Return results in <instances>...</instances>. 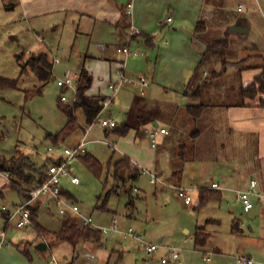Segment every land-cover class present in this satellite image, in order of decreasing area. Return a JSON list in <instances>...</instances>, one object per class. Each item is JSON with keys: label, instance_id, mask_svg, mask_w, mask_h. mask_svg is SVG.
<instances>
[{"label": "rangeland", "instance_id": "rangeland-1", "mask_svg": "<svg viewBox=\"0 0 264 264\" xmlns=\"http://www.w3.org/2000/svg\"><path fill=\"white\" fill-rule=\"evenodd\" d=\"M210 1L216 3V8L210 14H204L206 18L203 20L209 25L202 34L209 42L214 39H228L230 49L223 57H206L200 65L199 79L206 83L204 87L210 93L209 97L202 98L203 101L210 97L215 98L216 95H211L212 92L217 93L216 90L226 88L232 79L227 73L236 71L238 67L243 72L264 63V14L253 9L251 0ZM8 4L9 0H0V77L15 79L20 76L23 62H18V55L27 59L45 52L52 62L56 58L59 63H53V76L39 95L25 97L26 90H32L41 84L32 72L23 76L19 88L0 90V133L1 137L4 135L0 138V156L11 157L22 152L32 160L42 162L47 157L56 158L52 155L60 153L66 147H75L80 142V138L69 133L70 127H66L68 117L58 108L62 96L73 100L75 95L71 88L62 92V88L57 85L58 79L78 73L86 55H108L111 60L125 61L128 77L136 79L145 75L149 81L155 67V54L150 52L148 61L142 54L126 58V55L117 51L119 43L114 39L112 27L92 17L81 20L75 18L73 22V19H67L62 14L46 16L39 24L34 25L39 28L36 31L31 23L22 18L19 9L10 8L11 4ZM234 17H237V23L244 25L247 18L251 31L240 34L231 32V26L227 23ZM101 24L109 29L102 28ZM164 29L165 26L158 28V31L163 34ZM39 35L45 38V42L39 41ZM253 43L258 49L249 48ZM146 47V44L139 47L130 45V50L145 52ZM249 54L253 56L242 59ZM248 66L251 68H247ZM226 67L229 69L225 70ZM217 72H222V78H215ZM212 79L216 82L213 83ZM194 89L192 87L189 91ZM157 98L161 100L153 105L154 114L159 117L160 127L166 126L170 131L168 136H158L157 148L150 146L148 135L135 138L132 131L122 136L116 146L114 139L117 134L112 129L109 133L99 123H94L87 137L91 142L86 149L102 163V175L93 173L82 158L77 157L72 162V173L80 182L74 184L65 177L62 179V187L66 193L65 199L77 204L84 214L92 216L95 224L108 226L112 218L117 217L121 229L132 228L149 243L158 245V251L148 254L137 240H125L118 234H102L101 240H80L76 244L58 241L53 236L61 229L63 217L59 214L55 201L50 200L38 208V222L49 234L45 239L33 226L17 228L13 221L6 224L0 214V232L5 229L6 233V243L0 249V264H162L161 258L168 255V247L180 248L182 264H203V249H196L192 239L198 224L205 225L215 238H225L233 234L236 239L233 250L224 255L214 253L211 264H242L238 257L243 255V251L256 248L253 234H256L254 231L258 226V219L249 218L242 209L240 211L235 192L229 190L223 193L229 195L237 207L239 206L236 214L230 212L227 203H222L220 199H211L200 209H195L198 204L197 188L189 191L193 203L187 206L177 195L175 185L179 186V183L170 175L171 170L182 169L183 164L178 160L182 146H186L187 160L202 162L205 178L210 179L215 175L214 178L219 179L216 174L219 175L224 170L220 160L211 157L226 155L221 145H216V150L214 148L217 153L194 148L196 144L191 133L202 126L203 120L195 122L187 113L186 107L187 104L198 103L200 100L175 92L167 93L166 96L162 94ZM231 98L233 101L237 100L234 95H230L228 102L232 101ZM164 99L175 104H169ZM124 107V102H112L104 108L102 117L112 111L121 125L124 122ZM175 107H179L180 111L175 112ZM212 121L211 119L210 126ZM213 123L217 125L216 122ZM210 126L207 127V132ZM59 132L60 144L55 145L48 135ZM209 136L208 133L206 137ZM51 146L56 147L53 152L47 150ZM113 146L117 147L116 151ZM134 154L141 155L145 160L152 154L158 158L156 173L160 180L157 185L151 183V174L143 173V170L136 180L129 178V169L120 171L121 180L115 178L114 163L127 155L132 164L137 159ZM164 155L168 156L170 163L162 167ZM142 166L145 168V163H141L140 167ZM114 186H117L116 191L112 190ZM4 194V198L0 194L1 203L12 208L18 195L11 189L4 191ZM106 196L105 206L100 207ZM211 217L219 221L206 222ZM235 217L243 231L232 233ZM42 241L47 244L45 250L38 248Z\"/></svg>", "mask_w": 264, "mask_h": 264}, {"label": "crops", "instance_id": "crops-1", "mask_svg": "<svg viewBox=\"0 0 264 264\" xmlns=\"http://www.w3.org/2000/svg\"><path fill=\"white\" fill-rule=\"evenodd\" d=\"M212 1L215 2V0ZM129 2H133L132 15L127 14V4ZM251 2L254 6L253 9H258L264 14V0H251ZM9 4H11V6ZM9 4L10 8L19 9L22 18L31 23L33 27L34 25L36 26V24H39V22L46 16L62 14L67 19H73V22H75V18L81 20L84 17H92L94 19H99L102 23L109 24L107 26L112 27L111 30H113L112 33L114 39L119 43L117 48L121 46H127L130 48V45H136L139 47L146 44L147 47L145 48V52H137H139V55H144L147 61L150 60V52L155 54V67L151 79L149 81L146 80L145 84H143L144 86H127L130 84L123 86L112 101L113 103L124 102V122L130 121L135 123V125L142 128L146 133L151 128L156 127L154 125L155 122H158V127H160L159 117H157L156 114H152L153 112L155 113V107L153 105L156 102H160L159 100L161 99L157 97L162 96V94L166 96L167 93L172 92L181 95L183 94L195 100H200L198 103L205 102L210 105L206 114L201 119L203 120V128L202 126H199L200 129L202 128L201 134L197 135V137L191 135L196 144L194 146L195 149L200 148L201 150L206 149L209 152L211 150L215 152V150L218 149L217 146L221 145L220 147L226 152V155H224V157H219L218 155L211 157L220 160V164L224 167V170L219 175L216 174V177L219 179L214 178L215 175L210 179H207L203 175V164L201 161L193 159L186 160L181 169L179 186L175 185V187H177V191L182 188L189 193L191 188H197V190L200 187L210 188L212 183H218L222 186V189L220 190L222 198L220 201H223L222 203L226 202L230 212L236 214L239 206L237 207L234 200L229 195L224 194L223 191L229 190L235 192V198L240 204L241 211L242 205L238 199L237 191L247 188L250 181L256 179L258 181L257 190L262 193V196L253 197V201L255 202V205L257 203L260 204L259 213L255 217H250L249 213H247L249 218L258 219V226L254 231L256 234H253L256 248L254 247L249 251H243V255L241 256H247L254 260L256 264H264V94L258 95L255 100L245 99L243 105H237V102L241 101L239 95L241 86L252 83L255 76L261 73L260 66L264 65V63L253 66V69L245 70L243 72H241L242 69L237 66L239 64L235 65V67H238L236 68V71L233 70L231 73H227L232 79L226 88L223 90H216L217 93H211V95H216L215 98L210 97L203 101L202 98L209 97L210 93L203 86V81L200 79H198L195 86H192L195 89L200 85L202 86V91L199 95L191 96L193 91H189L191 89L188 88L189 82L193 77L198 64L204 58V53L209 42L203 34L198 36L195 35V28L200 20L206 18V14H210L212 10H215L216 3H212L210 0H9ZM170 17L172 20L166 22L165 20ZM236 20L237 17L231 18L227 25L244 26L249 29L248 32L251 31L247 18H245V25L243 23H237ZM206 24L207 26L209 25L207 22ZM101 25L102 28L109 29L107 26L103 24ZM164 26L165 29L162 34L158 31V28ZM77 28H79V26ZM34 29L36 31L39 30L38 27H34ZM155 32H158L157 36L154 35ZM40 36L41 35L38 36L39 41L45 42V38ZM155 38H157L156 40L159 39L158 42ZM249 48L258 49L255 43ZM248 56L251 58L253 55L249 54L242 59H247ZM53 63H59V59L54 58ZM83 66H87L86 69H88L93 77L92 86L87 92L89 95L108 96L111 93L108 84L112 81H116L122 70L126 74L125 61L111 60L108 55L101 57L86 55V59H84L80 70ZM247 68H249V66ZM228 69L229 67H226L225 70ZM79 73L80 71L76 73V75L79 76ZM221 73L222 72H217L215 78H222L223 74ZM203 74H206V72ZM218 74L220 75L219 77ZM215 82L216 81L213 80V83ZM186 91L188 93H185ZM230 95H234L237 100L233 101L231 98L232 101L228 102ZM168 103L173 104L174 102L168 101ZM174 111L179 112L180 108L175 107ZM103 112L104 109L100 113L101 117ZM140 114L144 117L141 119H132V117ZM102 118H112L116 120L118 124L117 118L112 111ZM211 119L213 121L210 126L209 123L211 122ZM213 122H216L217 125ZM90 126L91 124L87 122L84 110L80 108L77 110L76 127L70 129L71 131L69 133L75 134L76 137L80 138V141L85 139L87 141L86 146H88L91 141L88 140L87 137L93 127ZM208 126H210V129L207 132L206 129ZM160 128L167 129L166 126ZM106 129L111 133L112 128ZM87 130H89L88 133ZM131 131L135 133L134 137L136 138V130L131 129L129 132ZM129 132L127 134H129ZM208 133L210 134L209 138L206 137ZM168 135H170V131L168 134H162L161 136ZM121 137L122 136L118 134L115 136L114 143L116 146ZM135 138L133 139L135 140ZM158 141L156 147H152L151 142L150 146L152 148H157L159 145ZM112 148L114 151L117 150V147L113 146ZM215 153H217V151ZM62 155L63 151H60V153L53 154L52 156L58 158ZM134 156L137 158L134 162H137L139 166L141 163H145L146 167L144 168V166H142L144 172L150 173L151 176L154 174L160 180L159 175L156 173V161L158 158L155 154H152L151 157L146 160L141 155L134 154ZM124 157L131 160L127 155H123L120 159ZM163 162L161 164L162 167L163 165L167 166V164L170 163V161L168 162L167 155H164ZM173 172L174 170H171V176ZM8 183L6 177L0 175V192L3 191L1 198L5 197L4 191L9 190L7 187ZM62 190L64 191L63 187ZM63 194L65 196L66 193ZM50 200L53 199L48 196H42L36 207H39ZM192 203L185 204L190 206ZM208 221L218 222L219 219L211 217L206 219V222ZM234 221L239 223L237 217H235ZM198 228L199 233L208 235L205 245H195L196 249H203V256L206 253H210L211 256L214 253L224 255L229 254L233 250L236 241L233 234L226 236L225 238L219 236H216L215 238L210 232H208V229L203 224H198L196 226L195 233L192 237L194 243L195 234ZM239 231L243 230L240 228ZM1 232H5V229ZM232 233H234V231H232ZM111 239H113V237ZM169 248L172 247L167 248L168 255L166 257H169L170 255ZM163 258L165 257L161 258V262ZM162 264L164 263L162 262ZM167 264L178 263L172 261ZM180 264H182L181 250Z\"/></svg>", "mask_w": 264, "mask_h": 264}, {"label": "trees", "instance_id": "trees-1", "mask_svg": "<svg viewBox=\"0 0 264 264\" xmlns=\"http://www.w3.org/2000/svg\"><path fill=\"white\" fill-rule=\"evenodd\" d=\"M207 24L205 21L200 20L195 28V35H201L206 32ZM230 49V42L228 39H216L208 43L207 49L204 53V58L199 63L198 67L195 70L193 77L191 78L188 88L192 89V85L197 82L199 79L200 65L209 56H220L223 57ZM21 63V72L18 78H5L0 77V90L2 89H17L19 88V83L22 77L26 74L32 72L41 83L40 86L33 88L32 90L25 91V97L30 98L42 93L43 86L52 78L53 76V62L49 58L48 54L45 52L33 55L27 59H24L22 55H18V62ZM250 68V67H249ZM261 73L255 76L254 81L248 85L241 86L239 90V95L241 101L237 102V105H243L245 99L255 100L258 95L264 94V65L260 66ZM219 75V74H218ZM217 76V75H216ZM215 76V77H216ZM93 82V77L83 66L79 73V78L76 81L77 94L75 96V101L71 104H68L64 101L59 100L58 108L68 117V122L66 127L73 129L77 124V110L82 108L86 115V120L89 124L95 122V119L100 115L104 109V101L106 96L104 95H89L87 92L91 88ZM203 86L206 84L202 82ZM68 87H62V92L68 90ZM202 91V86H198L192 93L191 96H197ZM185 93H188L187 91ZM263 103V102H262ZM264 104V103H263ZM210 107L208 103L200 102L196 104H189L186 107L187 113L195 120V122H200L204 117L207 109ZM152 113V112H151ZM154 114V112L152 113ZM144 116L142 114L132 117V119H141ZM131 120V119H130ZM136 130V136L143 138L147 136V133L130 121L123 122L121 125L117 124L112 128V131L118 135L125 136L131 130ZM201 129L196 128L191 133L195 137L200 135ZM4 135H2L3 137ZM55 145L60 144L61 133L49 134L48 135ZM1 133H0V138ZM179 162L184 164L187 160L186 157V146L181 147ZM86 166L93 171V173L98 176L102 175L103 165L102 163L95 158L93 155L89 154L87 151L80 155ZM60 159L53 157H47L42 162L32 160L28 155L22 152H17L11 157H6L4 155L0 156V172H9L10 181L7 185L9 189L15 192L18 195L17 202L13 203V207L8 211H1L0 214L4 217L6 224L9 223L11 210L20 204L26 203L30 199V190L35 187L40 186L47 179V170L51 164L60 163ZM114 175L115 178L119 181L122 179L120 171L124 169H129V178L131 180H136L141 174V170L137 168H131V161L129 158L124 157L114 163ZM172 177L175 178L176 182L179 183L181 180V169L174 170ZM117 186H114L112 190L116 191ZM63 193H65L62 190ZM3 195V191L0 192ZM221 191H216L211 188L200 187L198 189V204L195 209H200L206 205L211 199H221ZM107 196L103 201V204L100 207H104L106 203ZM134 199V198H133ZM132 199V200H133ZM130 201L129 205H131ZM38 208H32V220L34 223V228L39 232L40 236L46 238L49 234L48 231L42 228L38 222ZM199 228L195 234V245L203 246L206 244L208 235L198 232ZM239 223L237 221L233 222L232 231H239ZM102 233L96 230H93L90 227L80 228L79 220L77 218L66 216L63 217L62 227L59 232L54 234V238L58 241H66L72 244H76L80 240H101Z\"/></svg>", "mask_w": 264, "mask_h": 264}, {"label": "built area", "instance_id": "built-area-1", "mask_svg": "<svg viewBox=\"0 0 264 264\" xmlns=\"http://www.w3.org/2000/svg\"><path fill=\"white\" fill-rule=\"evenodd\" d=\"M132 9H133V2H129L127 4V14L132 15ZM172 18H167L165 21L170 22ZM155 36L158 35V32L154 33ZM117 51L119 53H122L126 56H137L139 55V52L137 51H131L129 47H119L117 48ZM58 61V60H56ZM79 76L74 75H67L66 77L62 79L57 80V85L59 87H68L73 90V94L76 96L77 94V87H76V81L78 80ZM146 82L145 76H139L138 78H130L128 77L125 72L122 70L119 75L118 79L116 81H112L108 84V88L111 91V93L106 96V99L104 101V108L109 106V104L112 103L114 98L116 97L117 93L121 90V88L127 84L131 85H143ZM75 96L73 100H68L65 96L61 97V100L71 104L75 101ZM94 123H99L104 128H113L117 125L116 120L112 118H102L100 115L95 119ZM91 124L90 127L93 126ZM89 130H87V133ZM169 131L165 128L160 127H154L147 131V135L150 138L151 146L156 147L158 136L168 134ZM86 145L87 141L83 139L80 141L75 147H66L63 149V155L56 158V159H62L60 163H54L51 164L46 172L47 179L38 187L33 188L30 190V199L23 204L15 206L10 213L9 222L13 221L15 222V226L17 228H23L27 226H33L34 223L32 220V208L36 207L37 204L40 202V198L42 196H48L51 199H53L58 207L59 214L62 217L71 216L74 218H77L79 220L80 228H86L90 227L93 230L99 231L102 234H118L123 239H135L139 242L140 246L144 249V251L148 254H154L156 251H158L159 246L153 243H149L146 241L142 235L136 233L132 228L128 229H121L119 224V219L117 217L112 218L110 224L108 226H100L98 224H95L93 221L92 216L86 215L82 212L81 208L75 204L71 203L68 200L65 199L64 194L62 192V179L67 177L70 179L72 183H79L80 179L73 175L72 171V162L75 158L79 157L80 155L84 154L86 152ZM60 148V147H59ZM56 149V147H48L47 150L49 152H53ZM131 168H137L139 170H143L137 162H132ZM144 172V170H143ZM0 175H3L6 177L8 182L10 181V173L9 172H0ZM159 179L153 174L151 178L152 184H158ZM258 181L256 179H252L245 189H240L237 191L238 199L241 202L242 210L245 213H249L254 207L255 202L253 201V197H261L262 193L257 190ZM211 189L220 191L222 189V186L218 183H212L210 186ZM178 196L181 197L186 204L192 203V197L188 194V192L185 189L180 188L178 190ZM10 208L6 205L1 203L0 201V212L1 211H8ZM6 243V235L5 232H0V249L5 245ZM169 257H165L162 259V262L164 264H167L169 262H175L180 264V248L178 247H172L169 248ZM203 264H211L212 262V256L210 253H206L203 256ZM238 261L242 264H256V262L247 256H240L238 257ZM54 262V260H53Z\"/></svg>", "mask_w": 264, "mask_h": 264}, {"label": "water", "instance_id": "water-1", "mask_svg": "<svg viewBox=\"0 0 264 264\" xmlns=\"http://www.w3.org/2000/svg\"><path fill=\"white\" fill-rule=\"evenodd\" d=\"M230 31H233V32H239V33H246V32H248L249 31V29L247 28V27H244V26H239V25H233V26H231V28H230ZM156 127H158V122H155V124H154ZM163 164L165 165V163L163 162ZM163 165V166H164ZM259 208H260V204L259 203H257L256 205H255V207L249 212V216L250 217H255L256 215H258V213H259ZM46 243H44V242H40L39 244H38V248L40 249V250H44L45 248H46Z\"/></svg>", "mask_w": 264, "mask_h": 264}]
</instances>
